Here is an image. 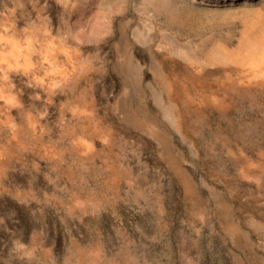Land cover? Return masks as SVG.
<instances>
[{
  "label": "rangeland",
  "instance_id": "rangeland-1",
  "mask_svg": "<svg viewBox=\"0 0 264 264\" xmlns=\"http://www.w3.org/2000/svg\"><path fill=\"white\" fill-rule=\"evenodd\" d=\"M0 264H264V0H0Z\"/></svg>",
  "mask_w": 264,
  "mask_h": 264
}]
</instances>
